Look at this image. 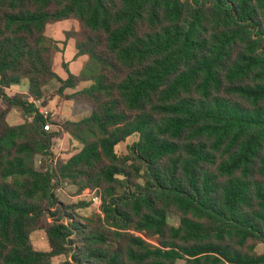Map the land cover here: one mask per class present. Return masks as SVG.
<instances>
[{"label": "trees", "instance_id": "1", "mask_svg": "<svg viewBox=\"0 0 264 264\" xmlns=\"http://www.w3.org/2000/svg\"><path fill=\"white\" fill-rule=\"evenodd\" d=\"M70 20L88 60L62 80L47 31ZM56 80L88 117L42 113ZM0 101V264H264V0H0ZM63 135L81 150L39 170ZM64 182L99 211L61 202Z\"/></svg>", "mask_w": 264, "mask_h": 264}, {"label": "rangeland", "instance_id": "2", "mask_svg": "<svg viewBox=\"0 0 264 264\" xmlns=\"http://www.w3.org/2000/svg\"><path fill=\"white\" fill-rule=\"evenodd\" d=\"M80 30V25L75 20L65 21L62 23H58L56 25H52L48 28L47 36L60 42V51L56 55V64L55 71L58 76L65 80L67 74V68L65 65L71 64L72 72L81 75L84 71L80 70L78 72V68L81 64L83 68L86 64L87 58H78L75 42L72 40L69 44L70 40H67L66 34L68 32H78ZM67 43L66 46L64 43ZM69 69V68H68ZM91 82H84L81 85V90L90 87ZM62 86L61 82L56 80L50 85L46 87V96L48 103L50 102L49 107L39 108L45 114H51V118L56 122L63 121H80L86 117H88L93 109L92 104L90 102L72 100L67 98H60L56 93ZM28 91V85L24 84L20 86V88L16 89L15 93L11 95L14 96L17 93ZM69 96V95H68ZM8 104L5 101H0V111L6 109ZM56 114V115H53ZM61 118L65 120H60ZM9 122L12 125H21L25 122L24 114L20 109H16L12 112L9 117ZM55 129L51 128L50 132H53ZM138 141L137 137H133L127 140L126 143L121 144L116 148V151L119 155H125L128 153V146L132 145L134 142ZM81 150V146L77 143L73 142L68 136L63 135L60 138L55 140L54 147L52 150V157H42L38 156L36 158V166L39 170L46 171L51 165H54L56 161L59 159L67 160L71 158L74 154L78 153ZM56 194L61 202L70 206H78L81 202L88 203L90 205L89 208L81 210V213L89 216L95 212L99 211L100 208V200L97 198L96 193L86 192L83 195H78V190L75 186H73L70 182H64L59 184L56 190ZM169 222L174 226H179L180 220L178 217L174 215H170ZM34 249L37 251L47 252L49 251V240L47 234L43 231L34 232L31 236ZM263 251V250H262ZM66 258L60 257L53 261V264H64ZM178 264H185L184 261H179Z\"/></svg>", "mask_w": 264, "mask_h": 264}, {"label": "crops", "instance_id": "3", "mask_svg": "<svg viewBox=\"0 0 264 264\" xmlns=\"http://www.w3.org/2000/svg\"><path fill=\"white\" fill-rule=\"evenodd\" d=\"M72 40H70L69 41V44H68V46L70 45V42H71ZM58 44L60 45V42H58ZM66 42L64 43V45L66 46ZM58 45V46H59ZM59 48H60V46H59ZM76 49V48H75ZM59 51H60V49H59ZM75 53H77V50H76V52ZM79 59L80 58H87L86 56H81V57H79V56H77ZM87 60H88V58H87ZM87 60H86V62H87ZM55 61H56V58H55ZM55 64H56V62H55ZM67 65H68V68H69V71L72 73V74H74L75 76H79V75H77V74H75V73H73L72 72V66H71V64H68L67 63ZM56 69V68H55ZM80 70H83V65L81 66V64H80V66H79V68H78V72H80ZM67 74V73H66ZM65 77H68V74L65 76ZM66 80V79H65ZM18 88H20V86H16V87H14L13 89H11V90H9V94L11 95L12 93H15V91H16V89H18ZM81 90V86H79L78 88H76V89H68V90H66V92H65V95H72V94H74V93H76V92H78V91H80ZM21 93H24V94H27V91L26 92H21ZM61 98V97H60ZM72 100H74V99H72ZM49 105H50V102L48 103V106H47V108L49 107ZM46 108V109H47ZM12 114V113H11ZM11 114H10V116H11ZM53 115H56V114H53ZM9 116V117H10ZM66 119V118H65ZM65 119H63V118H61L60 120H65ZM67 121V120H66Z\"/></svg>", "mask_w": 264, "mask_h": 264}, {"label": "built area", "instance_id": "4", "mask_svg": "<svg viewBox=\"0 0 264 264\" xmlns=\"http://www.w3.org/2000/svg\"><path fill=\"white\" fill-rule=\"evenodd\" d=\"M42 113H44V112H42ZM45 114V113H44ZM45 115H47V114H45ZM45 131H47V132H50L51 131V128H52V125L51 124H48V125H46L45 127ZM98 198V197H97ZM99 199V198H98Z\"/></svg>", "mask_w": 264, "mask_h": 264}]
</instances>
